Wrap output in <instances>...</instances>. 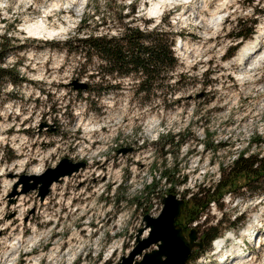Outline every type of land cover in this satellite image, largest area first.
I'll list each match as a JSON object with an SVG mask.
<instances>
[{
    "label": "rangeland",
    "instance_id": "374dc122",
    "mask_svg": "<svg viewBox=\"0 0 264 264\" xmlns=\"http://www.w3.org/2000/svg\"><path fill=\"white\" fill-rule=\"evenodd\" d=\"M157 2L0 0V36L14 38L16 46L5 62L23 78L0 84V264H117L144 215L159 214L165 195L186 200L183 217L192 192L216 184L240 152L264 154V57L253 62L264 52V34L257 50L238 58L264 28V0H161L156 16L150 9ZM240 19L242 29L253 27L246 39L233 37ZM36 22L63 30L29 33L25 26ZM157 24L176 33L179 66L170 85L146 101L132 92L138 79H114L104 70L92 79L96 71L81 67L80 49L63 44L70 35ZM232 46L237 49L227 56ZM101 76L120 88L99 100L69 85L78 79L89 86ZM65 157L86 165L54 183L43 201L37 190L15 188L22 175H40ZM241 192L210 203L196 221L181 217L180 224L187 232L195 227L198 237L214 226L220 237L247 229L260 246H247L245 260L264 264V193ZM235 216L244 218L236 231L229 226ZM255 217L263 219L262 228L251 225ZM11 242L18 247L6 263ZM217 255L212 241L186 264H222Z\"/></svg>",
    "mask_w": 264,
    "mask_h": 264
},
{
    "label": "trees",
    "instance_id": "16d2710c",
    "mask_svg": "<svg viewBox=\"0 0 264 264\" xmlns=\"http://www.w3.org/2000/svg\"><path fill=\"white\" fill-rule=\"evenodd\" d=\"M245 22L241 19L237 21L236 33L233 34L234 38L246 39L251 35L253 27L242 29V24ZM252 23H255V20ZM175 34L171 28H161L160 24L151 28L147 26L145 29L128 26L119 29L115 35L96 34L91 31L84 36L70 35L63 44L73 45L74 48L80 49V53L83 55L81 67L85 70L93 67L96 71L90 74L89 77L92 79H95L96 75L101 74L103 70L106 72L105 75L114 79L126 77L138 79V83L132 92L135 96L141 94L140 97L146 101L154 96L158 88L170 85V81L178 69V59L173 50ZM13 39L6 34L0 36V84L1 82H9L12 85H18L23 80L17 67L7 65L5 62L10 51L16 47L11 44ZM236 49L235 46L229 47L226 55H233ZM98 59H103L104 64L96 65L94 60ZM100 78V82L89 84L87 87L86 92H88L89 97L99 100L102 94L113 93L120 88V85L116 83L104 84V78L102 76ZM180 80L181 78L177 80V83ZM79 93H82V90ZM92 102L90 100V103ZM252 141L256 140L253 138L249 143ZM210 146L216 149L220 144L212 143ZM204 148L210 147L204 145ZM170 171L165 169L162 172L164 179L169 183L172 182L168 176ZM240 191L251 195L264 193V154L246 155L244 151L240 152L231 165L223 168L222 175L216 184L199 185L197 191L192 192L191 205L183 217L188 222L196 221L210 203H219L223 196L228 193L234 196L240 195ZM243 220L244 218L241 216H235L229 226L236 231ZM223 222L221 219L219 224ZM220 233L221 230L217 226L212 227L211 233H206L207 244L219 237Z\"/></svg>",
    "mask_w": 264,
    "mask_h": 264
},
{
    "label": "water",
    "instance_id": "95a60500",
    "mask_svg": "<svg viewBox=\"0 0 264 264\" xmlns=\"http://www.w3.org/2000/svg\"><path fill=\"white\" fill-rule=\"evenodd\" d=\"M75 90H85L88 85L78 79L70 84ZM83 161L63 158L59 163L47 168L40 175H22V193L37 190L40 201L49 194L51 186L64 177L71 176L85 167ZM186 200L169 193L162 198V208L157 216L144 215L142 226L135 234L131 249L117 264H186L193 251H203L205 244L192 227L188 234L183 233L180 218L184 213Z\"/></svg>",
    "mask_w": 264,
    "mask_h": 264
},
{
    "label": "bare ground",
    "instance_id": "6f19581e",
    "mask_svg": "<svg viewBox=\"0 0 264 264\" xmlns=\"http://www.w3.org/2000/svg\"><path fill=\"white\" fill-rule=\"evenodd\" d=\"M161 0H158V2H160ZM163 1V0H162ZM154 3L153 4V6H152V8L150 9V13H153V14H155L156 16L158 15H160L161 13H162V8L160 7V3ZM25 29L29 32V33H33V34H38V35H40V36H43V37H48V36H52V35H54V34H58V33H60L62 30H63V28H47V27H45L44 25H43V23L42 22H36V23H34V24H28V25H26L25 26ZM262 30H264V28L263 27H260V34H257L256 35V37H255V39H253L252 40V42H251V44H250V46H247V47H244V48H242V50H240V52L238 53V58H239V60H242L244 57H249L252 53H251V51L252 50H257V47L263 42V39L261 38L262 36V34H264L263 33V31ZM177 48V47H176ZM264 52H261L260 53V55H258V57L259 58H256V60L255 61H253L254 62V64H255V66H257L258 64H259V61H260V59H262L264 56ZM256 68V67H255ZM34 174H39V173H34ZM259 218V217H258ZM254 222H256V224L257 225H259V221H258V219L255 221L254 220ZM251 223V225H255V223ZM263 227V225H262V223H261V225L260 226H258V227H256V226H254V228H262ZM261 233V232H260ZM248 234H251L249 231H247V229H245V230H243L242 232H240L239 234H238V236H235L233 233H229V234H226V235H224V236H222V237H217L214 241H213V251H214V254L215 255H219L223 250H219V248H220V246L222 245V243L223 242H226V243H228V241L229 240H231V239H233V237L237 240V239H239V237L241 238L242 237V239L244 238V235H248ZM233 235V236H232ZM256 237H254V241L256 242ZM243 241H244V239H243ZM260 240H258V242H259ZM17 242H11L10 243V252H5L4 254H3V256H6V259L4 260V261H6V263L9 261V260H11V259H9L8 258V256H10V254L12 253L13 254V252H15L16 250H17ZM237 251V252H236ZM228 253H230V254H232L233 255V258H232V261H230L228 264H232V263H234V262H236V263H234V264H252L253 263V261H246L245 260V257H246V255L243 253V251L241 252L240 250H239V248L237 247V244L236 243H234V244H232L231 245V247L230 248H228V249H226L225 250V254H228ZM234 253H235V255H234ZM225 256V255H224ZM224 256L222 257V260H224L223 258H224ZM48 258H50L51 260L52 259H54V258H56V257H54V253H51L49 256H48ZM47 258V259H48ZM30 261V260H29ZM220 262L222 263V264H225L224 263V261L222 262L221 260H220ZM29 264H34L33 263V261L31 262L30 261V263Z\"/></svg>",
    "mask_w": 264,
    "mask_h": 264
},
{
    "label": "flooded vegetation",
    "instance_id": "af4514ba",
    "mask_svg": "<svg viewBox=\"0 0 264 264\" xmlns=\"http://www.w3.org/2000/svg\"><path fill=\"white\" fill-rule=\"evenodd\" d=\"M183 233H184L185 235L188 234V232H187L186 230H184V228H183ZM198 235H199V234H198ZM199 238H202V239H203V242H204L205 247H206V243H207V241H206V238H207L206 233H203L202 236H199ZM194 253H196V251H193V253L191 254V256H193ZM191 256H190V257H191ZM190 257H189V258H190Z\"/></svg>",
    "mask_w": 264,
    "mask_h": 264
}]
</instances>
